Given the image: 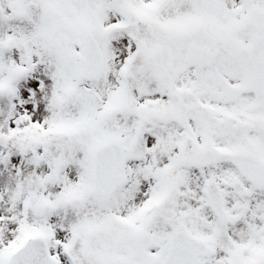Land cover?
<instances>
[{"label": "snow or ice", "instance_id": "6c2138e0", "mask_svg": "<svg viewBox=\"0 0 264 264\" xmlns=\"http://www.w3.org/2000/svg\"><path fill=\"white\" fill-rule=\"evenodd\" d=\"M0 264H264V0H0Z\"/></svg>", "mask_w": 264, "mask_h": 264}]
</instances>
